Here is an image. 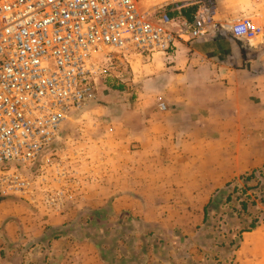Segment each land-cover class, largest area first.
Returning <instances> with one entry per match:
<instances>
[{"label":"rangeland","instance_id":"374dc122","mask_svg":"<svg viewBox=\"0 0 264 264\" xmlns=\"http://www.w3.org/2000/svg\"><path fill=\"white\" fill-rule=\"evenodd\" d=\"M220 5L224 10L219 9L217 19L222 23L231 24L243 15H250L262 27L256 38L242 40L250 48L247 57L253 58L258 46L264 44V0H222ZM151 57L145 60L136 54L114 53V60L106 65V72L97 84L95 98L64 121L63 136L58 142L36 160L11 166V171L27 180L29 186L14 193L0 191V199H16L45 217L56 210L72 214L68 224L58 228L46 226L44 237L31 239L35 257L28 261L30 264L40 257L43 264H60L63 259L68 260L67 255L72 256V251L82 259L90 249L99 264H264L261 259L254 262V257L240 248L243 232L252 230L244 229L253 220H258L257 225L264 222V144H261L264 123L258 122L255 141L240 146V171L217 184L210 182L207 191L182 194L102 191L105 204L92 207V190L99 188L98 183L103 190L111 182V179L105 182V167L112 173L113 183L122 184L126 179H121L123 172L128 174L130 185L136 184L132 173L137 162L130 155L136 149V140L129 139L140 132L138 126L144 117L151 118L147 113L152 108V97L138 92L143 87L152 89L148 81L152 69L143 67L152 61ZM258 75L257 88L264 90V74ZM253 99L264 104V97ZM258 119L264 121V113ZM125 135L129 139L121 143ZM107 136L114 140L106 144ZM107 150L111 151L112 159L105 158ZM143 161L144 167L139 170L143 176L138 179H146L152 170L149 167L152 161ZM203 172L209 174L207 169ZM120 197L128 199L126 207L113 206ZM145 197L165 207L158 204L157 208H138L136 203ZM209 203L205 220V207ZM170 204L175 206L170 208ZM58 233L66 238L52 241ZM85 264L96 263L92 260Z\"/></svg>","mask_w":264,"mask_h":264},{"label":"built area","instance_id":"2783aa9c","mask_svg":"<svg viewBox=\"0 0 264 264\" xmlns=\"http://www.w3.org/2000/svg\"><path fill=\"white\" fill-rule=\"evenodd\" d=\"M221 1L0 0V191L29 186L11 166L36 160L63 136L64 121L95 98L114 53L147 60L179 40L262 33L250 15L219 21ZM191 6L187 19L181 10Z\"/></svg>","mask_w":264,"mask_h":264},{"label":"crops","instance_id":"0c3cea01","mask_svg":"<svg viewBox=\"0 0 264 264\" xmlns=\"http://www.w3.org/2000/svg\"><path fill=\"white\" fill-rule=\"evenodd\" d=\"M220 8L223 6L219 4ZM166 9L175 14L170 7ZM193 11V6L181 10L187 19L192 18ZM248 49L241 39L224 33L194 41L179 40L173 52L152 55V61L143 65L152 69L153 75L148 80L152 89L143 87L138 91L139 95L152 97V108L147 113L151 118L144 117L140 121V132L135 138L129 139L125 135L121 140V143L126 139L136 140V149L130 154L137 162L132 173L136 184L130 185L128 174L123 172L121 179H126L122 184L113 183V175L105 167V182L107 179L111 182L103 190L101 183L97 184L99 188L92 190V207L105 204L102 191L108 194L203 192L207 191L210 182L217 184L240 171V146L255 141L257 124L264 123L258 119L264 113V104L253 99L264 97V90L258 89L256 83L258 74H264V44L258 46L253 58L247 57ZM161 104L165 106L163 111ZM110 140L114 139L105 137L106 144ZM105 153L106 159V156L112 159L110 150ZM143 160L152 161L149 166L152 170L146 179H138L139 170L144 167ZM203 169L209 174L206 175ZM128 170L126 167V173ZM209 177L212 178L210 181ZM158 204L149 202L146 197L136 203L140 209L157 208ZM116 205L126 207L128 199L116 198L113 206ZM173 206L170 204L169 207ZM33 210L30 205L13 198L0 199V264H30L28 261L35 257L31 239L44 237L46 226L62 227L72 219L71 212L64 210L51 212L47 217ZM59 234H55L54 239L49 238L55 242L66 238ZM242 237V252L248 251L254 262L264 260V222L243 232ZM67 258L60 264H85L92 260L99 264L92 257L91 249L82 259L73 251ZM35 261L34 264H43L41 257Z\"/></svg>","mask_w":264,"mask_h":264},{"label":"trees","instance_id":"16d2710c","mask_svg":"<svg viewBox=\"0 0 264 264\" xmlns=\"http://www.w3.org/2000/svg\"><path fill=\"white\" fill-rule=\"evenodd\" d=\"M213 201H214V200L212 199V202H213ZM242 205L245 206V203L243 202ZM210 206H211V203H209V204L205 207V220L207 219V215H208V212H209V208H210ZM257 222H258V220H253V221L249 224L248 228H246V229H244V230H251V229H253L254 227L257 226ZM230 243H232V241H231Z\"/></svg>","mask_w":264,"mask_h":264},{"label":"water","instance_id":"95a60500","mask_svg":"<svg viewBox=\"0 0 264 264\" xmlns=\"http://www.w3.org/2000/svg\"><path fill=\"white\" fill-rule=\"evenodd\" d=\"M61 137H62V136H61ZM59 139H60V138H59ZM59 139H58V140H59ZM57 142H58V141H57ZM55 143H56V142H55ZM55 143H54V144H52V145H55Z\"/></svg>","mask_w":264,"mask_h":264}]
</instances>
